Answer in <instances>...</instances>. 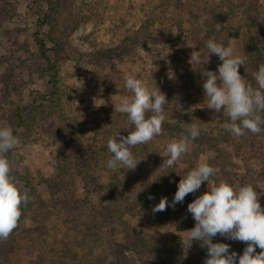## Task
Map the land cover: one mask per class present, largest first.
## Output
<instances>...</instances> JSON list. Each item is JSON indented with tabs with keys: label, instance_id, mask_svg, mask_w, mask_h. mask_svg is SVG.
Wrapping results in <instances>:
<instances>
[{
	"label": "rangeland",
	"instance_id": "rangeland-1",
	"mask_svg": "<svg viewBox=\"0 0 264 264\" xmlns=\"http://www.w3.org/2000/svg\"><path fill=\"white\" fill-rule=\"evenodd\" d=\"M225 1L189 0L190 9L198 16L193 25L185 26L181 38L174 41L166 38L165 31L167 27H171V19L177 13L159 6L162 0H18L12 16L0 27V126L12 128L8 121L11 110L17 105H32L39 94H47L51 89L50 78L43 72L48 63L42 58L35 41L37 31L46 38L48 48L54 46L51 40L49 41V35L62 41L63 52L50 51L48 56L59 67V90L65 113L68 116L91 113V119L98 115L114 116L119 113L114 112V105L119 104L121 97L130 95L125 88L126 74L142 80L149 90H153L159 83L174 85L178 74H188L192 70L194 64L191 65L189 60L193 50H199L201 54V43H206L207 37L216 42L215 36L210 35L207 26L210 21L209 14L203 9L214 8L218 4L226 3ZM231 1L240 5L241 11L238 18L225 22L226 26L232 29L227 36L228 46L233 47L235 56L245 61L239 72L246 82L247 76L254 72L252 64L258 59L264 63V0H258V23L261 24V30L253 29L252 32L246 26L247 18L244 13L251 0ZM225 10L227 9L224 8L220 12ZM45 16L50 17L46 21L49 24L40 28L39 21L44 20ZM143 25H148L149 30L158 34L161 41L141 43L122 58H109L106 55L111 50H119L123 40ZM171 28L176 33L174 26ZM253 40H256L255 43H252ZM213 59L211 56L209 63H212ZM163 64L167 69L165 80L161 78ZM196 98L191 108L193 114L202 109L209 110L202 104V86L200 94L196 93ZM196 105H199V108H195ZM224 122L222 113L214 112L203 124L215 129ZM86 127V135L81 140L75 137L74 142L69 144L63 138L58 119L52 117L48 123L38 127L30 143H21L20 147L8 152L6 158L10 161L12 175L20 192H27L24 183L20 182V177L28 173L40 201L50 203L52 195L45 180L56 173V156L63 153L64 149L68 153H77L76 145L82 142L87 145V150L92 151L90 146L95 144L92 138L97 127L93 120L88 122ZM217 131L216 129L215 135ZM249 134L243 138L233 136L229 141L220 138L211 145L201 146L199 164L208 163L209 159L215 158L216 162L222 163V167L217 173L218 181L210 180L209 186L217 185L221 181L234 188L251 184L257 190L259 202L264 208V131L251 136ZM154 142L161 148L166 145L162 139H154ZM97 144L103 147V144ZM218 149H222L224 153L221 159L218 158ZM111 157L109 151L102 153L103 167L96 171L99 177L94 193L87 195L81 183L76 184V190L73 191L78 202L88 197L94 204V210L81 213L86 216L83 220L89 221L96 228L103 223L95 210L100 208L101 203H107L106 191L110 182V171L120 170L107 167ZM200 190L203 194L208 191L207 182L201 185ZM173 199L167 198L169 205ZM56 219L55 222L52 220L56 230H51L43 240L44 247L49 249H62L63 246L60 241L65 235L66 226L62 219ZM138 222H142L150 233L167 239L168 246L175 242L174 238L179 239L175 252L156 254L157 264H204L207 249L201 248L199 241H194L189 250L184 249L181 239L186 238V233L178 231L175 222L162 229L151 230L144 221L138 219L130 220L129 224L136 226ZM30 226L31 221L28 220L25 227ZM116 238L122 244L126 242L123 232L116 234ZM26 243V240H17V236L0 239V264H50L48 250L44 252L46 254L43 258L42 248L39 250L35 246L28 247ZM213 243L228 244L229 251L236 252L238 256L243 254V247L246 245L244 242L219 235L213 238ZM100 251L101 249L97 250L96 254ZM108 254L106 248L102 257L109 260ZM162 260L167 262L163 263ZM129 264L139 263L133 260Z\"/></svg>",
	"mask_w": 264,
	"mask_h": 264
},
{
	"label": "trees",
	"instance_id": "trees-1",
	"mask_svg": "<svg viewBox=\"0 0 264 264\" xmlns=\"http://www.w3.org/2000/svg\"><path fill=\"white\" fill-rule=\"evenodd\" d=\"M17 1L0 0V27L4 21L12 16ZM188 1L162 0L159 5L177 13L171 19V27L174 26L176 33L171 27H167L165 31L167 32V34L165 33L166 38L169 40H179L185 32V26L187 24L193 25L194 19L198 16L195 11L190 9ZM225 2L222 5L214 6V8H204L203 10H207L209 14L210 21L207 26L210 35L215 36L216 43L227 47V36L232 29L226 26L225 22L238 18L241 6L233 4L231 0ZM224 8L227 10L221 13L220 11ZM244 13L247 18V28L251 32L253 29L261 30V24L258 23L259 1L251 0ZM45 17L44 20L39 21L40 28L49 24L46 21L50 17ZM49 38V41L51 40L50 42L54 45L51 48L47 47V40L40 31H37L35 35V41L42 53V58L48 63L43 68V72L50 78L51 89L47 94H39L32 105H17L11 110L8 121L12 125L13 134L20 138L21 143L28 144L39 126L45 125L52 117H56L60 128L63 130V138L72 144L75 137L81 140L86 135L88 131L86 125L93 120L97 127L95 136L92 138L95 144L90 146L92 151L87 150V145L82 142L76 145L77 153H68L64 149L63 153L56 156V173L45 180L52 195V201L48 204L40 201L33 180L28 173L20 177V182L24 183L30 201L26 205H21L22 215L18 221V226L9 237L17 236V240H26L28 247L35 246L39 250L42 248L43 258L46 254L44 252L48 250L50 252V264H129L133 260L139 264H157L156 254L175 252L178 248L179 239L174 238L175 242L168 246L167 239L150 233L148 229L144 228L142 222H138L136 226L129 223L130 220L138 219V221H144L151 230L162 229L171 222H175L177 230L182 232L195 226V221L187 211V206L203 194L200 189L194 194H188L182 203L175 204L174 207L170 204L165 211L153 213L152 209L159 204L161 198H174L180 179L199 164L201 146L211 145L220 138L221 140H228L233 137L221 125L214 129L210 125L205 126L203 124V121L213 115L212 110L202 109L196 114L191 111L192 105L197 100L196 93L200 94V87L203 82L201 74L205 70L218 74V65L222 64V61L213 54L211 55L214 58L212 63H209V60L205 64L193 63L194 67L188 74L177 75L174 85H168L166 82L156 85L168 101V104L165 105L166 119L162 124L163 132L150 142L137 145L131 149L134 158L137 161L141 160L134 170L124 168L118 171H110V182L106 191L107 203H101L100 208L95 210L103 223L96 228L89 221L83 220L86 216L81 213L94 210V204L88 200V197L78 202L79 200L76 199L73 191L76 190V184L81 183L87 195L94 193L99 177L96 175V171L103 167L101 164L102 153L108 151L107 145L104 143H107L109 137H115L119 133L126 137L133 130V126L127 121L126 115L121 113L114 116L98 115L94 117L95 119H91V113L72 116L65 113L59 90V67L48 56L50 51L63 52L62 41L51 35ZM159 38L158 34L149 30L148 25H143L123 40L119 50H111L106 55L109 58H122L141 43L144 44V42L149 41L155 43L158 40L161 41ZM207 40L209 37L206 38V42ZM256 40H253L252 43H255ZM205 45V42L201 43L203 50L201 59H206L208 56ZM260 60L258 59L252 64L254 72L258 71L261 64H264ZM166 74L167 69L163 64L161 75L163 80H165ZM246 83L257 87L252 73L247 76ZM192 122L198 125L200 133L191 142L188 152L180 158L175 167L160 168L164 159L161 155L165 152L167 145L182 135H188L185 124ZM216 129L218 131L215 135ZM54 130L56 129L54 128ZM249 133L246 132V134ZM246 134L241 137L247 136ZM101 135L104 137L101 138ZM251 135L249 134V136ZM154 139H162V142L166 144L165 147L161 148L155 145ZM97 143L103 144V147ZM252 143L254 144L255 141ZM218 152L220 153L218 158L221 159L224 154L223 150L218 149ZM208 164L219 169L222 167V163L216 162L215 158L209 159ZM211 180L218 181V174ZM150 196L151 199H149ZM54 216L62 219L66 226L65 235L60 241L63 245L62 249H49L47 246L44 247L43 243L47 234L57 228L54 223L57 219ZM28 220L31 221V226L27 228L25 223ZM140 224L142 225L140 226ZM121 232L126 238L124 244L116 238V234ZM70 235L73 236H71L72 239L69 238ZM106 248L109 253V260L103 258L104 255H102ZM99 249L101 251L96 254ZM260 251L259 248L256 249L257 253ZM161 262L166 263L167 261L162 260Z\"/></svg>",
	"mask_w": 264,
	"mask_h": 264
},
{
	"label": "clouds",
	"instance_id": "clouds-1",
	"mask_svg": "<svg viewBox=\"0 0 264 264\" xmlns=\"http://www.w3.org/2000/svg\"><path fill=\"white\" fill-rule=\"evenodd\" d=\"M205 47L206 59H201L199 50H193L189 63L205 64L213 54L222 64L217 72L205 70L202 89L203 105L215 113H222L225 122L222 128L235 137L246 132L260 134L264 131V64L252 76L257 87L245 82L239 72L245 61L234 55L231 45L225 47L209 39ZM125 88L130 95L120 98L114 112L125 114L133 130L125 136L117 134L107 140L112 157L107 167L112 170H134L138 163L131 151L137 145L146 144L162 134V124L166 119V96L156 89L149 90L146 84L130 74L124 76ZM199 104V105H202ZM196 105L195 108H199ZM151 113V115H148ZM188 135L171 141L165 152L160 168L175 167L185 155L192 141L200 133L195 123L185 124ZM93 134V133H89ZM88 134V135H89ZM21 146V140L13 134L9 126H0V239H6L18 226L22 215L21 205L30 201L27 193H21L12 175V167L6 154ZM219 168L208 163H200L180 179L171 206L182 203L188 194L196 193L204 182L208 191L188 204L187 211L192 215L195 226L185 231L181 239L182 247L189 250L194 241L207 249L204 264H264V208L261 207L257 190L251 184L234 188L227 182L209 186L210 180ZM152 197L150 196L149 199ZM169 206L166 197L152 209L153 213L165 211ZM217 235L226 239L246 243L243 254L229 251L225 243H213ZM259 248L261 251L256 252Z\"/></svg>",
	"mask_w": 264,
	"mask_h": 264
}]
</instances>
